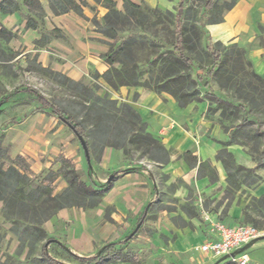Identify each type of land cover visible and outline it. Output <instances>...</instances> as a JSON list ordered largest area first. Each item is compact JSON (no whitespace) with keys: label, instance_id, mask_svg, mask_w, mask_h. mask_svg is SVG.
I'll return each instance as SVG.
<instances>
[{"label":"rangeland","instance_id":"rangeland-1","mask_svg":"<svg viewBox=\"0 0 264 264\" xmlns=\"http://www.w3.org/2000/svg\"><path fill=\"white\" fill-rule=\"evenodd\" d=\"M76 1L82 12L57 11L59 0H0V189L13 202L0 199V262L47 264L41 249L50 241L47 251L57 261L86 264L75 255H99L119 241L117 247L132 250L138 261L101 264H232L222 257L209 263L197 246L203 211L264 232V76L251 58L264 50V0H213L211 8L207 0H130L139 5L135 17L124 0H113V8L104 0ZM181 1L189 67L175 60L174 14ZM241 2L249 5L245 27L217 40L211 26ZM114 10L130 17L119 16L116 40L97 30L107 16L115 18ZM30 17L36 29L28 28ZM56 27L60 32L51 33ZM209 44L221 53L218 68ZM117 50L139 63L142 79L167 69L190 76L182 88L195 99L181 107L169 92L141 85L114 89L96 78L109 68L103 55ZM39 62L82 81L92 96L60 86ZM25 87L84 122L89 160L52 109L27 92L9 97ZM211 94L234 105L224 110ZM100 97L116 99V107L88 117L89 107L103 103ZM125 103L144 123L132 127L125 120L112 130L114 122L104 119L124 117L117 106ZM147 132L167 149L168 163L155 160ZM12 172L8 183L4 176ZM107 183L109 190L92 194ZM261 236L244 249L248 264H264Z\"/></svg>","mask_w":264,"mask_h":264},{"label":"trees","instance_id":"trees-1","mask_svg":"<svg viewBox=\"0 0 264 264\" xmlns=\"http://www.w3.org/2000/svg\"><path fill=\"white\" fill-rule=\"evenodd\" d=\"M82 2H85V0H80ZM126 2L127 10H129V14H131L132 17L136 16L137 10L139 9V5L136 3H133L130 0H124ZM213 0H207V7L211 8L213 6ZM59 2H62V6L58 8L57 11H67L70 9L75 10L76 12H79L83 10V7L79 2L76 0H59ZM104 3L109 8H113L114 1L113 0H104ZM5 10V9H4ZM9 10H5L7 13ZM119 11L114 10V17L112 19L110 17H106L105 21L107 22V25L98 26L97 30L102 35L106 37H111L112 39H118V24L120 23L118 21L119 16H125L128 19L130 18L128 14L126 13H118ZM184 16V4L183 1L180 2L179 8L177 9V12L174 14V33H175V51L177 52V57H175V60L178 61L182 66L189 67L192 65V61L190 58L186 55L185 49L183 47L184 41H185V33L183 32V18ZM28 28H37V23L34 18H29L27 21ZM51 33H58L60 32L59 28H54L51 30ZM44 38H48V35L45 32H42ZM42 36V37H43ZM57 37H59L57 35ZM208 49L210 50L213 60H214V67H219L222 64L221 60V53L218 49L211 46V44L208 45ZM0 53L2 51L0 50ZM164 56H167L164 55ZM105 58V62L109 64V68L104 71L103 73H99V71L95 72L96 78H103L104 81L114 89H117L119 87H122L124 85L128 86H144L150 90L157 91L159 93L162 92H169L174 96V98L177 100L178 105L187 106L188 103H190L193 99H195V96L192 95V93H189L187 90H183L182 86L186 84L190 76L186 75L185 73L180 72H171V71H164V73L159 76L156 75L155 77L150 78H144L142 79V71L139 68V63L135 61V59L127 56H121L120 50H117L113 53H106L103 55ZM39 66L45 71L47 76L51 79L57 82L60 86L64 88H68L72 91H74L77 94L84 95V96H92L91 89L85 85L82 81H78L75 79H72L67 74L58 71L56 69H51L50 66H42V64L39 62ZM116 64H120V67L116 66ZM27 92L28 94H31L34 96V98L37 100V102L40 104V107L42 108H50L52 109V112H54L64 123L69 125L73 132L78 136H84L87 137V128L84 124V122H79L74 115L67 114V110L63 108L61 105L57 104L56 102H52L49 100L45 95L41 94L39 91L35 90L32 87H25L22 90H15L14 92L10 93L9 97L14 94L24 93ZM210 98H212L215 102L219 103L221 106L225 109H229L233 103L228 101L227 99H222L220 97H217L214 94H211ZM100 100L103 101L102 104L98 105L97 103H94L93 107H89V110L87 111V115L90 118L96 119L97 116H101L105 114L106 111L110 110V106H115L117 104L116 99H110L107 100L105 98H101ZM116 107V106H115ZM240 109L244 111V113L247 112L246 107L243 104H240ZM117 109L122 110L124 117H117L116 113L110 114L109 119L108 117L104 119L106 122L110 123V120L114 122V126L112 130H116L118 126H120V123L122 121H130L132 124V127H136L138 124H143L144 121L141 119L140 114L136 111V109L132 106H129L128 104H122L121 106H117ZM129 116V120L125 117ZM243 121H248L247 117H244ZM148 134V136H147ZM146 139H150V141L154 144V153L156 158L155 160L168 163L169 161V155L166 148L161 145L159 140L155 137H152L151 134L148 132L144 136ZM106 144V143H105ZM109 144V141L108 143ZM106 144V145H107ZM110 146H115L116 143L110 142ZM222 152V150H220ZM193 166V165H192ZM4 179L6 182L10 183L12 179H15V175L12 173L7 174L4 176ZM111 183H107L103 189L99 190H93L91 191L92 194L99 195V193H104L106 190H109L111 188ZM3 189H0V199H4L7 203H10V205L13 203L12 198L9 196H6L5 192H3ZM17 205V203H14ZM19 204V203H18ZM31 210V209H30ZM33 212L32 217H36L38 214L37 211L31 210ZM119 241L110 242L107 243L102 249L101 253L99 255H93V256H79L75 255L76 258L81 261L82 263H93V264H101L106 261H138V256L132 251L124 250L123 246L117 247V244ZM42 259L45 260L47 264H64L60 261H57L54 257L50 255V253L47 251V244H43L42 249ZM0 264H9L7 261H1Z\"/></svg>","mask_w":264,"mask_h":264},{"label":"built area","instance_id":"built-area-1","mask_svg":"<svg viewBox=\"0 0 264 264\" xmlns=\"http://www.w3.org/2000/svg\"><path fill=\"white\" fill-rule=\"evenodd\" d=\"M202 219L206 224L208 237L198 244V252L205 257L220 258L239 251L264 232L255 226L244 224H226L208 211L202 212ZM232 264H248L249 257L245 251L229 256Z\"/></svg>","mask_w":264,"mask_h":264},{"label":"crops","instance_id":"crops-1","mask_svg":"<svg viewBox=\"0 0 264 264\" xmlns=\"http://www.w3.org/2000/svg\"><path fill=\"white\" fill-rule=\"evenodd\" d=\"M133 1L136 2L137 0H133ZM146 1H148L149 3H163L164 2V0H146ZM248 7H249V5L247 3L241 2L239 5L236 6L235 9L227 12L225 14V19L221 23L213 24L211 26L210 31L212 32L213 36L217 40L231 39V38H234L235 36H237V34L239 32H241V30H243V28L246 25V20L248 18V16H247ZM251 58L255 60L256 72L259 73L260 75L264 76V50H262V49L255 50L254 52H252ZM202 177H204V176L203 175L200 176V178H202ZM203 179H202V183H205L206 180L205 179L203 180ZM61 213H64V211H62ZM214 217H216V216H214ZM224 223H226V222H224ZM226 224H228V225L232 224L233 225V224H240V223H226ZM207 237H208V233L206 231V224L204 222V228H203V231H201L199 244L202 241H204ZM200 255H202V254H200ZM206 259H207V261H209V263H214V261L218 258L215 259L212 257H206Z\"/></svg>","mask_w":264,"mask_h":264},{"label":"water","instance_id":"water-1","mask_svg":"<svg viewBox=\"0 0 264 264\" xmlns=\"http://www.w3.org/2000/svg\"><path fill=\"white\" fill-rule=\"evenodd\" d=\"M78 137H79V139H80V141H81V143H82V146L84 147V151H86V155H87V158H88V160H89V151H88V146H87L86 139H85L84 136H78ZM112 178H113V177L111 176V177L109 178V181H111ZM260 237H262V236H260ZM49 242H50V241H48L46 244L48 245ZM252 242H253V241H252ZM252 242H250V243H252ZM250 243L245 244V245H244V248H242L241 250H239V251H235V252H232L230 255H226V256L222 257V259H227V258H229V256H235L237 253L243 252L244 249H246Z\"/></svg>","mask_w":264,"mask_h":264}]
</instances>
